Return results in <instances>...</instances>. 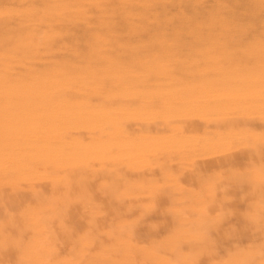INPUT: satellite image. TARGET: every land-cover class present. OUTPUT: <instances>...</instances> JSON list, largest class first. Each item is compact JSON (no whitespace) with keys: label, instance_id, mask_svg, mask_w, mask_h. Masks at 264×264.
<instances>
[{"label":"rangeland","instance_id":"374dc122","mask_svg":"<svg viewBox=\"0 0 264 264\" xmlns=\"http://www.w3.org/2000/svg\"><path fill=\"white\" fill-rule=\"evenodd\" d=\"M0 264H264V0H0Z\"/></svg>","mask_w":264,"mask_h":264}]
</instances>
